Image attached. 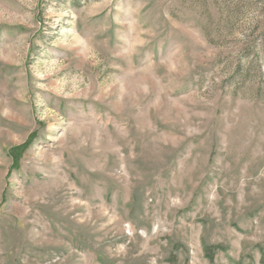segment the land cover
Returning <instances> with one entry per match:
<instances>
[{
    "label": "rangeland",
    "instance_id": "obj_1",
    "mask_svg": "<svg viewBox=\"0 0 264 264\" xmlns=\"http://www.w3.org/2000/svg\"><path fill=\"white\" fill-rule=\"evenodd\" d=\"M0 264H264V0H0Z\"/></svg>",
    "mask_w": 264,
    "mask_h": 264
},
{
    "label": "trees",
    "instance_id": "obj_2",
    "mask_svg": "<svg viewBox=\"0 0 264 264\" xmlns=\"http://www.w3.org/2000/svg\"><path fill=\"white\" fill-rule=\"evenodd\" d=\"M14 152H16V151H14ZM20 151H17V153H19Z\"/></svg>",
    "mask_w": 264,
    "mask_h": 264
}]
</instances>
